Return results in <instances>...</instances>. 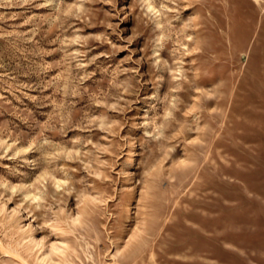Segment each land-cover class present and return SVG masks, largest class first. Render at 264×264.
Returning <instances> with one entry per match:
<instances>
[{
    "label": "rangeland",
    "instance_id": "rangeland-1",
    "mask_svg": "<svg viewBox=\"0 0 264 264\" xmlns=\"http://www.w3.org/2000/svg\"><path fill=\"white\" fill-rule=\"evenodd\" d=\"M0 264H264V0H0Z\"/></svg>",
    "mask_w": 264,
    "mask_h": 264
}]
</instances>
